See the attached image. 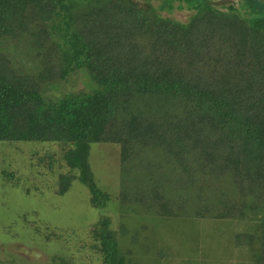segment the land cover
<instances>
[{"label":"trees","instance_id":"16d2710c","mask_svg":"<svg viewBox=\"0 0 264 264\" xmlns=\"http://www.w3.org/2000/svg\"><path fill=\"white\" fill-rule=\"evenodd\" d=\"M216 1L179 0L192 12L185 24L121 0H0V142L70 146L65 161L98 209L110 199L92 176V144L119 145L126 174L134 155L161 154L178 177L174 186L152 187L159 214L191 219L158 194L187 192L197 217L247 223L236 242L264 264V0H236L229 12ZM98 19L156 29L158 56L138 60L116 35L94 39L71 29ZM198 21L201 31L192 26ZM196 64L204 65L201 75L191 72ZM80 70L95 82L92 92L47 98ZM72 180L60 178L61 195ZM90 234L103 264H130L131 250H121L108 218Z\"/></svg>","mask_w":264,"mask_h":264},{"label":"rangeland","instance_id":"374dc122","mask_svg":"<svg viewBox=\"0 0 264 264\" xmlns=\"http://www.w3.org/2000/svg\"><path fill=\"white\" fill-rule=\"evenodd\" d=\"M121 1L135 10H149V14L154 11L152 17L158 15L185 24L192 16L179 0H150L153 6L145 4V0ZM169 1L172 8L165 4ZM96 2L99 0L91 5ZM230 3L237 1L218 0L214 5L221 12H229ZM85 5L78 4L77 8L82 10ZM86 24L72 25L71 29L91 33L94 39L116 35L122 51L138 60L158 56V49L151 46L161 43L156 42L159 37L152 27L134 30L124 24L111 25L105 19ZM192 26L201 31L204 24L198 21ZM12 43L15 42L9 41V45ZM202 58L206 60L205 54ZM203 66L196 64L191 72L201 75ZM220 72L218 68L215 75L220 76ZM211 74L208 68L205 76ZM95 87L88 73L80 70L61 82L57 90L46 92V96L56 99L89 93ZM69 149L54 142H0V264H62L59 258L66 264H103L90 234L103 218L110 220L121 250H131L127 257L130 264H254L251 247L246 242H236L237 235L248 232L247 223H224L209 214L197 217V205L189 193L176 190L160 189L158 194L172 201L176 210L182 207L177 213H188L191 219L159 214L158 207L152 205V187L158 182L174 186L178 177L177 170L173 173L171 165L164 164L161 154L149 150L134 155L126 174L119 145L92 144V176L110 199L105 208L98 209L91 202L89 187L78 179L79 172L65 161L64 154ZM63 176L73 180L61 195Z\"/></svg>","mask_w":264,"mask_h":264}]
</instances>
